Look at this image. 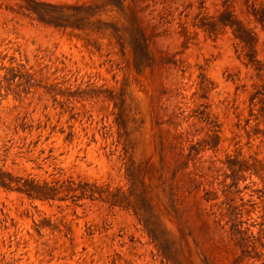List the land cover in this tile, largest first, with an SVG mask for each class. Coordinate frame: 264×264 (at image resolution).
<instances>
[{"label": "rangeland", "instance_id": "1", "mask_svg": "<svg viewBox=\"0 0 264 264\" xmlns=\"http://www.w3.org/2000/svg\"><path fill=\"white\" fill-rule=\"evenodd\" d=\"M0 264H264V0H0Z\"/></svg>", "mask_w": 264, "mask_h": 264}]
</instances>
